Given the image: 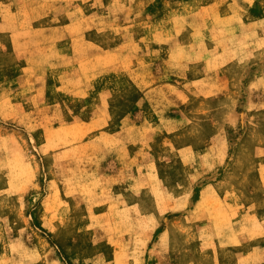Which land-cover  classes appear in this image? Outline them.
<instances>
[{"label":"rangeland","instance_id":"374dc122","mask_svg":"<svg viewBox=\"0 0 264 264\" xmlns=\"http://www.w3.org/2000/svg\"><path fill=\"white\" fill-rule=\"evenodd\" d=\"M0 264H264V0H0Z\"/></svg>","mask_w":264,"mask_h":264}]
</instances>
